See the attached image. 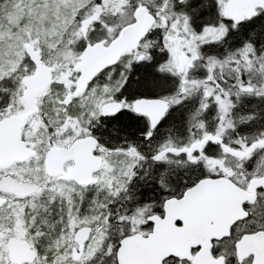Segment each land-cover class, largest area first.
I'll use <instances>...</instances> for the list:
<instances>
[{
  "label": "snow or ice",
  "instance_id": "1",
  "mask_svg": "<svg viewBox=\"0 0 264 264\" xmlns=\"http://www.w3.org/2000/svg\"><path fill=\"white\" fill-rule=\"evenodd\" d=\"M0 264H264V0H0Z\"/></svg>",
  "mask_w": 264,
  "mask_h": 264
}]
</instances>
